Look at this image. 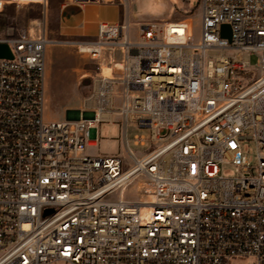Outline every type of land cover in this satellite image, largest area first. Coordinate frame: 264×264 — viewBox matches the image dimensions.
Masks as SVG:
<instances>
[{"label":"built area","instance_id":"built-area-1","mask_svg":"<svg viewBox=\"0 0 264 264\" xmlns=\"http://www.w3.org/2000/svg\"><path fill=\"white\" fill-rule=\"evenodd\" d=\"M198 7L197 37L185 21L150 23L129 44L123 24H99L74 44L92 59L125 50L116 108L104 81L75 120H45L44 31L0 38V264H264V0ZM114 114L124 154H87ZM128 128L148 132L144 154Z\"/></svg>","mask_w":264,"mask_h":264},{"label":"crops","instance_id":"crops-1","mask_svg":"<svg viewBox=\"0 0 264 264\" xmlns=\"http://www.w3.org/2000/svg\"><path fill=\"white\" fill-rule=\"evenodd\" d=\"M46 1L49 3V10H47L49 17L46 21L49 40H68L72 44H90L97 39L96 34L99 24H123L124 28L121 31L122 38L120 40L134 44L140 43L142 40L140 31L142 25L177 21L187 22L194 37L198 36L193 32V22L196 21L199 27L200 11L198 6L190 9L189 0H184L182 10L177 11L172 21L166 20L163 12L164 8L169 9L167 0H91L82 4L74 2V0H65L62 3L52 0H0V32L6 27L7 30L12 29L11 24L27 25L28 19L21 14V9L26 6L41 5ZM8 34L6 33L5 36ZM47 46L45 53L49 55L51 49H48ZM123 51L125 50L118 47L102 46L101 53L96 59L98 72H96L93 79L91 90L87 97H82L83 108L94 109L95 98H97L104 81L106 82V85H104L106 91L103 95L107 97L106 102L112 105V100L115 98L118 105L119 100L114 97V94L120 88L117 81L122 78ZM128 54L130 56L135 54L133 48H128ZM49 64L50 61L47 60V64L45 62V79L49 76ZM105 69H109V71L107 70L108 77L103 75ZM90 96H93V99H88ZM115 117L119 120V117L114 114L113 119ZM86 153L98 156L97 154H90L87 150Z\"/></svg>","mask_w":264,"mask_h":264},{"label":"rangeland","instance_id":"rangeland-1","mask_svg":"<svg viewBox=\"0 0 264 264\" xmlns=\"http://www.w3.org/2000/svg\"><path fill=\"white\" fill-rule=\"evenodd\" d=\"M57 3H62L65 0H52ZM199 0H189L190 9L198 6ZM169 9H163L166 20L172 21L176 16L177 11L182 10L184 0H167ZM49 3H44L35 6H26L21 9V14L28 19L27 25L11 24L12 29L4 28L0 32V37H4L6 33H22L29 35L30 38H36L40 32H45L48 41H53L48 44L47 48L51 49V54L46 55L45 62L50 61L49 76L45 79L44 96L45 99V120L58 121L62 119L75 120L78 119L81 110H83V98L87 97L91 90L93 79L95 78L97 68V60L79 55L74 44L68 40H49L48 24L46 23L49 17ZM189 12V11H187ZM170 29L171 26H170ZM174 32V31H173ZM193 32L195 35L199 33V27L196 21L193 22ZM249 63L256 67V57L250 56ZM103 75L108 76V72L103 70ZM73 81V83H72ZM112 105L117 106V100L113 98ZM96 128V144L88 147L87 152L97 154L98 156H121L124 154L123 145V129L116 117L114 122L97 123ZM144 136V146L134 145V136ZM126 143L132 151L141 155L149 148L148 132L143 129L128 128L125 131ZM243 154L249 165H254V147L251 143L242 144ZM223 175L225 177L234 176V171L231 167H224ZM133 189V188H132ZM229 264H255L252 258H234Z\"/></svg>","mask_w":264,"mask_h":264},{"label":"water","instance_id":"water-1","mask_svg":"<svg viewBox=\"0 0 264 264\" xmlns=\"http://www.w3.org/2000/svg\"><path fill=\"white\" fill-rule=\"evenodd\" d=\"M221 37L229 39L230 38V29L227 25L221 26ZM8 50V47L6 45H0V57L3 58H11L10 54H5V52ZM46 213H50L47 211Z\"/></svg>","mask_w":264,"mask_h":264},{"label":"bare ground","instance_id":"bare-ground-1","mask_svg":"<svg viewBox=\"0 0 264 264\" xmlns=\"http://www.w3.org/2000/svg\"><path fill=\"white\" fill-rule=\"evenodd\" d=\"M0 7H1V6H0ZM171 28H172V31H174V32H177V33H180V32H181V29H180L178 26H175V25H174V26H171ZM49 43H51V42L48 41V44H49ZM107 70L109 71V69H105V71H107ZM104 73H105V72H104ZM106 77H108V76H106Z\"/></svg>","mask_w":264,"mask_h":264}]
</instances>
